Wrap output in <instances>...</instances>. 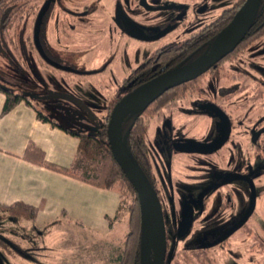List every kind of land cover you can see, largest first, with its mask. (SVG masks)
Returning a JSON list of instances; mask_svg holds the SVG:
<instances>
[{
	"label": "rangeland",
	"instance_id": "374dc122",
	"mask_svg": "<svg viewBox=\"0 0 264 264\" xmlns=\"http://www.w3.org/2000/svg\"><path fill=\"white\" fill-rule=\"evenodd\" d=\"M42 1L33 0L25 5L27 6L25 9L27 16L19 14L7 33L6 40L14 59L13 62H10L6 57L0 56V86L10 89L16 94L23 93L25 91L23 88L32 87L38 88L42 92L69 95L79 101L81 100L83 104H92L93 102V113L97 118L102 119L106 114L109 97L115 98L122 95L123 80L143 60L155 50L170 43L180 42L209 25L224 9L230 8L237 0H206L208 9L200 16L196 11L200 0H162L164 5L180 4L185 6L186 15L182 20H177L175 18L176 13L173 11L146 12L140 8L139 0H129L128 12L140 28L158 32L169 28L173 22L178 23L177 28L165 37L150 42L134 40L126 42L120 40L111 27H101L102 10H110V6L114 5L115 2L124 3V0H88L90 3L94 1V4L88 9L90 11L97 10L93 16L95 20L86 25L83 22L78 23L77 16L71 13L80 12L83 5L81 1L83 0H60L61 7L55 5L44 24L43 41L47 43L49 56L56 63L76 71L86 69L82 72L87 73L97 70V74L95 72L89 76H76L56 70L46 65L38 57L29 36L33 26L34 12ZM22 45L25 47L20 50ZM14 47L18 49L17 54L13 49ZM107 64L108 66H106ZM226 72L228 77L222 78L224 80L220 84L209 79L204 81L205 98L202 100L217 97L221 93L224 95V92L231 91L230 85L233 86V90L237 89V85L246 80L252 73L257 80L264 82V35L244 52L238 63L226 64ZM232 76L235 78L231 79ZM18 82H21L22 88L16 86ZM223 86L225 87L222 88ZM230 100L232 101L229 103L230 110L234 108V104H238L239 113L234 115L243 118L244 127L239 129L238 133L242 136L246 134L249 125L245 116L248 115L251 118L257 113H261L264 111V106L259 104V101H262L261 98H257L255 101L247 100L246 92L243 90L236 92ZM244 100L247 101L244 102ZM45 102L33 101L40 110L47 106ZM57 102L66 103L61 100ZM59 106L62 111L59 114L49 111V118L69 130L77 128L78 124L73 122L71 118H66V115L62 113L69 110L67 105L61 104ZM198 122L200 124H197ZM154 127V122L151 121L148 126L146 143L152 173L158 180L166 181L169 178L168 156H171L175 161H183L192 166H195L196 162L202 159L199 156L180 154L174 151L168 152L167 157L159 155L152 143ZM220 130V121L216 117L195 116L189 122L188 128L180 131L179 134L176 133L173 140L208 142L218 135ZM247 147L248 144L240 146V152H243ZM222 153L223 151L210 157L209 163L216 164V159ZM245 161L247 162V158ZM255 165L262 174L261 179L256 183V211L247 226L233 237L236 244L231 248L234 252L228 254L227 251L216 248L210 251L205 262H199L192 254H185V251H182L180 255L177 254L173 257L170 254L168 263L172 261L171 264H232L230 254L238 255L247 251L253 255L264 254V154L258 156ZM206 169L218 170L214 164L210 168H204V174L207 173ZM175 170L172 166L170 170L172 177ZM241 190L242 209L243 212H246L249 200L247 186L243 185ZM127 204L128 200L124 198L117 224L114 226L113 232L104 238H91L74 225H63L55 228L50 226L46 231L41 232L26 221L10 224L8 220L2 218L5 214L0 213V218H2L0 228L4 229L0 231V234L5 235V233L10 232L13 235V237L10 236V239L27 253V256L14 255L8 259L0 255V264H117L116 258L122 253L128 233ZM222 228L218 221L199 226L178 243V250L207 243ZM248 230H252V235L249 237L246 236L247 232H243Z\"/></svg>",
	"mask_w": 264,
	"mask_h": 264
},
{
	"label": "flooded vegetation",
	"instance_id": "af4514ba",
	"mask_svg": "<svg viewBox=\"0 0 264 264\" xmlns=\"http://www.w3.org/2000/svg\"><path fill=\"white\" fill-rule=\"evenodd\" d=\"M33 0H24L18 4V15L25 14L27 16L25 9H27L25 5H28ZM242 2L241 6L245 2V0H237L230 8L224 9L220 15L209 25H206L199 31L191 34L186 39L180 42H174L167 44L156 51L163 49L166 46L178 44L183 45L188 42L194 35L212 32L213 27L217 25L220 17H222L223 13L226 10L232 9L234 6ZM83 4L80 8V12L74 13L78 18V23L83 22L85 25L92 20L97 9L90 11L88 8L94 4L88 2V0L81 1ZM47 4L46 12L42 18L38 41L41 47V50L44 52L46 57L50 59L52 62H55L54 59L49 56L47 43L43 41V27L48 19L49 14L52 12V9L55 5L61 7L60 0H43L39 5L38 9L34 12L33 18V26L31 29V35L29 36L32 40L33 48L36 51L38 57L48 66V63L44 61V59L40 56L39 51L37 49L35 40H34V28L38 13L41 8ZM139 6L142 10L146 12H157V11H173L176 13L175 18L177 20H182V18L186 15V8L180 4H169L164 5L162 0H143L141 4V0H139ZM156 9V10H155ZM208 9V3L206 0H200V3L197 7V14L200 16L204 14ZM66 11V9H63ZM129 0H124V3L115 2L114 5L110 6V10L103 9L102 16L100 17L101 27H111L113 31L119 36L120 40L128 41H139V42H150L156 41L163 37H165L168 33L175 30L178 26V23L173 22L169 26V28L162 31H147L143 28H140L137 25V22L133 19V17L129 14ZM17 15V17H18ZM16 17V18H17ZM233 18V17H232ZM16 20V19H15ZM231 21V20H230ZM15 22V21H14ZM253 24V23H252ZM252 28V26H251ZM250 28V30H251ZM250 30L246 34L243 41L235 48L233 52L228 54L224 59H222L219 63H222V67L218 70V73L210 71L217 67L211 68L207 73L201 75L195 80L190 82L199 80L198 86L200 89L197 92H188L181 98H175L171 101L165 103L159 109L154 112H149L146 117H144L146 122V133L144 136V146L146 147V159H147V167H146V175L152 183L153 189L156 192L158 199L162 208V215L165 226L166 233V256L164 264H171L172 261L168 263V256L171 254L172 257L177 254H181V252L185 251L186 253L192 254V256L196 257V260L199 262H205L208 254L211 250L219 248L221 250L230 252H234L232 250V246L236 244L235 239L233 237L237 232L244 229L252 216L256 211V183L259 179H261L262 174L259 169L255 165L256 159L259 155L264 154V111L261 113H257L253 117L249 118L248 115L245 116V119H248V127L246 129V134L242 136L239 135V129L244 127L243 118H240L239 115H234L239 113L238 104H234V108L230 110V105L232 101L231 97L240 90L246 92L247 100H257V98H261L262 101H259L261 106H264V82L257 80L253 73L249 74L246 80L239 83L238 88L233 90V86L230 85L231 91L224 92V95L218 94L217 97H213L210 99L202 100L205 98V89H204V81L210 80L215 81L220 84V82L227 78L228 74L226 72V64L238 63L244 52L250 48L253 43L264 35V32L257 38L247 39L246 47H243L240 51L236 53L235 56L233 54L237 51L239 46L246 40L247 35ZM167 31L163 36L158 37L156 40H152L153 38L159 36L161 33ZM150 39V40H147ZM7 43V56L6 57L10 62H13V55L9 49L10 46ZM25 46H21L19 49H24ZM179 48V47H178ZM17 54V47L13 48ZM12 50V49H11ZM199 50V49H198ZM193 52L194 54L198 51ZM147 57L143 60L137 68H135L130 75L125 78L122 82L123 93L115 98L108 99V107L106 110V114L102 119H99L95 116L92 111V107H94L93 102L91 103H81L86 107V110L79 108L71 103H58L59 100H42L41 98L47 95L46 91H39L38 88H23L25 91L23 93L14 94L20 95L21 97L26 98L28 101H41L47 104L45 107L46 112L50 115V112L59 114L62 110L59 105H67L69 108L68 111H63V115H66V118H71L73 122L78 124L77 128L73 129V131H85L92 135H95V131H98L100 128V122L103 121L106 116L109 108L112 110L113 106L119 101L123 96L134 90L135 88L161 76H156V70L159 69L160 60H155L151 62V56ZM231 57V58H230ZM167 58H171V55L167 56ZM230 58V59H228ZM191 55L186 57V60H190ZM194 60H191L187 64L191 63ZM56 63V62H55ZM58 64V63H56ZM186 64V65H187ZM60 65V64H58ZM185 65V66H186ZM63 68H70L64 67ZM108 66V64L106 65ZM52 67V66H50ZM184 67V66H183ZM54 68V67H52ZM56 69V68H54ZM73 72H67L63 70H59L62 72H66L76 76L82 75H93L97 74V70L95 72L87 73L82 72L86 71V69H80V71H76L73 68H70ZM85 73V74H84ZM235 78V77H231ZM230 81V79H227ZM233 81V80H232ZM188 82V83H190ZM187 84V83H185ZM182 84V85H185ZM21 82L16 83V86L22 88ZM180 85V86H182ZM180 86L174 87L169 91L178 88ZM223 86L222 88H224ZM3 88V87H2ZM5 89V88H3ZM10 90V89H6ZM12 91V90H11ZM55 94V93H53ZM163 94V95H164ZM162 95V96H163ZM222 96V97H221ZM231 96V97H230ZM161 97V96H160ZM159 97V98H160ZM230 97V98H229ZM201 99V100H200ZM157 100V99H156ZM247 100H244L246 102ZM52 101V102H51ZM111 106V107H110ZM44 109V108H43ZM110 110V113H111ZM50 111V112H49ZM108 114V118L109 115ZM48 115V116H49ZM62 115V116H63ZM195 116H208V117H216L220 121L221 130L218 135L214 138L210 139L208 142H192V141H174L173 136L185 128H188L189 122L193 120ZM64 117V116H63ZM130 120V119H129ZM154 122V130H153V145L157 149L159 155L168 156L171 151L180 154L186 155H195L199 156L202 159L196 162L195 166L188 164L183 161H175L171 156H168L169 159V178L165 181L158 180L156 176L152 173V166L148 156V149L146 143V135L148 133L149 123ZM198 121V120H197ZM108 122V121H107ZM197 124H200L198 122ZM181 135V134H180ZM246 140V142H245ZM187 144L195 145L193 148L196 150L195 153H184L178 151V148L185 146ZM248 144V147L244 149L243 152H240V146ZM251 148V149H250ZM243 150V149H242ZM200 151V152H197ZM221 156L216 159L215 163H209V158L222 152ZM251 151V152H250ZM169 152V153H168ZM241 153V154H240ZM247 158V162L245 161ZM252 161V162H251ZM246 162V163H245ZM217 166L218 170L211 171V169H206L207 173L204 174V168H210L212 165ZM174 166L176 169L173 177L170 173V170ZM210 172V173H209ZM243 185L247 186L249 193L248 200V208L246 212H243L242 203V187ZM189 206V207H188ZM252 206V208H251ZM190 209V210H189ZM251 209V213L248 218L238 227L244 217L248 214ZM185 212V218L183 220V215ZM188 215H190L188 217ZM4 218V217H2ZM0 218V220L2 219ZM5 220V219H4ZM218 221L219 224L222 225V229L217 235L214 236L213 239L204 244H197L195 246H189L185 250H178V243L185 239L189 234L198 228L199 226H205L208 223ZM17 223V222H15ZM4 229L0 228V231ZM232 232V233H231ZM247 232L246 236L252 235V230L243 231ZM244 233V234H245ZM259 234V233H257ZM10 236L13 235L10 232L5 233V235L0 234V239L5 241L12 248H18L20 252H24V255L27 256V253L20 248V246L10 239ZM227 254V255H228ZM11 256H8L10 258ZM232 258V264H264V254L253 255L249 251L245 253H240L238 255H229ZM188 262L187 260H185Z\"/></svg>",
	"mask_w": 264,
	"mask_h": 264
},
{
	"label": "crops",
	"instance_id": "0c3cea01",
	"mask_svg": "<svg viewBox=\"0 0 264 264\" xmlns=\"http://www.w3.org/2000/svg\"><path fill=\"white\" fill-rule=\"evenodd\" d=\"M5 99L0 91V206L23 203L37 208L36 218L28 223L41 232L50 226L74 225L91 238L109 236L120 215V194L68 175L78 138L57 126L47 109L40 110L32 101H22L3 114ZM37 111L48 121L40 120ZM30 145L44 153V165L24 158Z\"/></svg>",
	"mask_w": 264,
	"mask_h": 264
},
{
	"label": "trees",
	"instance_id": "16d2710c",
	"mask_svg": "<svg viewBox=\"0 0 264 264\" xmlns=\"http://www.w3.org/2000/svg\"><path fill=\"white\" fill-rule=\"evenodd\" d=\"M22 1L24 0H0L1 57H8L6 37L19 13L18 4ZM241 4L242 2L234 6L232 9L226 10L222 17H220L217 25L213 27L212 32H204L202 34L194 35L192 39L184 43L182 46L173 44L153 53L150 60L151 62L158 60L159 58L163 59L160 60L161 64L159 69L156 70V76L164 75L166 73L180 69L191 60H195L200 57L213 45L217 35L227 26L232 17L240 9ZM263 32L264 0H260L255 18L253 20L252 28L247 35L246 40L239 46L233 56H235L238 51L243 49V47H246L247 39L251 40L257 38ZM196 50L198 51L194 54L193 52ZM169 55H171V58H167ZM189 55H191V59L186 60V57ZM221 65L222 63H219L217 67L210 71V73L215 71L218 73V70H220L222 67ZM198 83L199 80H196L169 91L155 100L146 109L132 115L130 120H127L123 123L121 130L122 136L130 128V133L126 140L128 151L145 175L147 159L146 147L144 146V136L146 133V122L144 117H146L149 112L156 111L172 99L181 98L188 92H197L200 89ZM0 91L5 95L6 98L2 112L3 114L8 113L22 101L28 104V100L26 98L14 94V92L11 90L3 89L0 86ZM110 110L111 109L109 108L106 118L100 122V128L98 131H95V135L85 131L69 130L60 125L57 126L63 129L65 132L77 137L79 140L77 156L73 165V170L69 172L68 175L93 187L103 190L116 191L120 194L121 201H124V198H127L128 233L123 244L122 253L117 257L116 261L117 264H140L141 221L139 200L134 187L130 184L117 163L114 161L109 149L106 127ZM37 117L40 120L48 121V118L42 116L39 111H37ZM24 158L31 163L41 166L44 165L45 161L44 153L31 145L26 149ZM146 177L148 178L147 175ZM149 182L152 186L150 180ZM0 213H4V219L8 220L10 224H13L20 221H34L37 216L38 209L23 203H16L8 207L0 206ZM0 255L3 258L14 255L25 256L24 252H20L18 248H12L2 239H0Z\"/></svg>",
	"mask_w": 264,
	"mask_h": 264
},
{
	"label": "water",
	"instance_id": "95a60500",
	"mask_svg": "<svg viewBox=\"0 0 264 264\" xmlns=\"http://www.w3.org/2000/svg\"><path fill=\"white\" fill-rule=\"evenodd\" d=\"M142 1L143 0H141V4ZM259 1L260 0H245L227 26L217 35L213 45L200 57L180 69L161 75L135 88L117 101L111 110L106 127L109 149L114 161L134 187L139 200L141 221L140 264H164L166 256V233L162 208L158 196L144 172L129 153L126 140L130 133V128L122 136V125L129 120L132 115L146 109L168 90L197 79L201 75L207 73L211 68L215 67L216 64L228 54L233 52L250 30ZM46 8L47 4L41 8L34 28V40L39 54L50 66L59 70L73 72L70 68H63L55 62H52L41 50L38 35ZM166 32L167 31L161 33L152 40H156ZM41 99L61 100L86 110V107L79 100L69 95L47 93V95ZM194 147L195 145L187 144L178 148V151L195 153L196 150L193 149ZM250 213L251 209L238 227L248 218ZM189 216L190 215H188V217ZM184 218L185 212L183 220ZM150 241L154 243V250L152 251L148 250Z\"/></svg>",
	"mask_w": 264,
	"mask_h": 264
},
{
	"label": "bare ground",
	"instance_id": "6f19581e",
	"mask_svg": "<svg viewBox=\"0 0 264 264\" xmlns=\"http://www.w3.org/2000/svg\"><path fill=\"white\" fill-rule=\"evenodd\" d=\"M149 251L154 250V243L152 241L149 242V247H148Z\"/></svg>",
	"mask_w": 264,
	"mask_h": 264
}]
</instances>
